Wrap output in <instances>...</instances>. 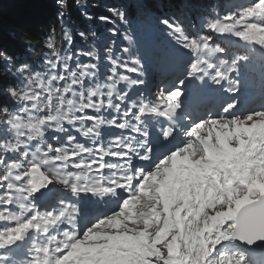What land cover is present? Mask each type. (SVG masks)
<instances>
[{
  "label": "rangeland",
  "instance_id": "374dc122",
  "mask_svg": "<svg viewBox=\"0 0 264 264\" xmlns=\"http://www.w3.org/2000/svg\"><path fill=\"white\" fill-rule=\"evenodd\" d=\"M118 3H121L120 9L124 10L126 0H119ZM258 3L264 4V0H256L255 4L253 0L249 1L240 7L237 13H225L222 18L223 31L215 34L216 37L223 35L228 44L240 42L250 49L258 43L261 49V38H264V14L261 16L255 14L254 9L259 8ZM138 9L139 13L146 16L145 7L140 6ZM189 11L194 14L192 9ZM262 11H264V6ZM256 17L262 20L253 21L252 18ZM163 21H166V24L143 32L141 44L150 48L149 37L144 34L157 35L158 44L163 49L162 52L154 54L153 60L147 53L138 54V46L135 44H128V49L132 48L134 51L132 59L115 60L111 58L112 53L115 49L120 53L126 47L125 38L121 37L118 39L119 42L115 43L114 36L92 35L89 43L79 50L83 53L90 52L93 57L76 58L74 53H71L72 48L68 47L69 54L61 59L51 58L46 72H41L40 69L35 72L33 79L36 83H31V87L34 88L29 90V101L22 104L21 113L10 117L7 122L9 132L0 137L3 141L0 145V170L5 172L13 165L22 166L17 175L21 182L24 180L25 173L33 171L35 166L40 163L46 166L43 159L64 167L63 155L66 153L67 141L81 135L79 132L70 131L76 129V125L82 130H87V133L83 134H89L92 137L98 134L99 139L102 136L103 139H108V135L116 132L115 127L119 122L117 115H140V102L147 99L151 93L154 94L151 98L154 104L157 103L158 92H164L170 97L169 100L177 102L173 94L182 93L184 89H190L194 96L186 105L181 97L179 98L178 102L182 107L180 122L182 130L188 125H190L189 133L193 129H198V133L194 136L205 140L211 154L224 152L222 146L226 148L225 145L228 142L243 144L247 152H253L255 142L247 139V129L251 126L263 129L264 54L250 49H236L235 52L226 55L228 62L223 63L219 59L209 60L206 49L201 50V55L197 53L203 43L216 42L214 35L206 30H197V28L195 31L192 30L191 19L180 21L174 17V20L167 18ZM124 25L122 31L128 38L127 36L131 35L132 31L127 28L126 24ZM88 27L90 28V25ZM67 32L71 36L70 29H67ZM112 33L115 34L114 29ZM256 48L257 46L255 50ZM98 54L105 59L111 58L113 62L97 66L95 56ZM244 54L254 56L256 59L250 61L251 70L243 63H239L240 57ZM203 57L208 62H204ZM216 71L223 72L224 79H219ZM246 73L249 75L247 79L244 77ZM254 75H257L259 79H252ZM210 81L226 84L230 89L249 84L247 86L251 85L258 90L260 99L251 109L243 113H234V110L226 106L217 110L214 106L198 109L195 103L202 97L204 87ZM168 89L170 91H166ZM87 120H89L88 123ZM131 121L135 123V117L132 116ZM60 128H64L65 133L69 131L70 133L66 135ZM56 134L61 137L55 138ZM30 144L31 150L26 153L24 149ZM71 149L69 147V150ZM10 150L13 156L4 160L3 153L6 154ZM74 151L76 156L78 150ZM259 151L264 152V148H260ZM260 158L259 174L252 179L245 180L246 176L239 165V171L234 176V180L237 183L241 182L240 191H243L244 186L249 185L252 190L262 188L264 153L260 154ZM191 161L201 168L200 174L192 176V182L196 184L191 187L195 199L191 211L195 217L190 222H186L187 231L196 236L204 229L209 230L215 221L223 218L230 219L231 206L234 205L237 197L229 185L231 171L219 165L217 169L212 170L214 173H209L207 171L210 165L208 159L194 158ZM13 171L14 169L11 172L12 176ZM58 174L56 167L55 175ZM8 184L13 185L10 179H6V186ZM224 245L219 246L218 249L223 248ZM112 264H134V259L119 256L118 260L112 259ZM142 264H170V262L163 254L157 253L155 257L145 255Z\"/></svg>",
  "mask_w": 264,
  "mask_h": 264
},
{
  "label": "trees",
  "instance_id": "16d2710c",
  "mask_svg": "<svg viewBox=\"0 0 264 264\" xmlns=\"http://www.w3.org/2000/svg\"><path fill=\"white\" fill-rule=\"evenodd\" d=\"M118 1L0 0V137L8 132L10 117L21 113L22 104L29 101V90L34 88L31 83H36L33 79L35 72L39 69L46 72L51 58L61 59L69 54L68 47L72 48L71 53L76 58H90L92 53H83L79 49L89 43L92 35L114 36L115 43L124 37L127 44H136L144 51L141 44L143 32L166 24L163 19L174 20V17L180 21L191 19L197 30H206L216 36L215 32H222L224 14L237 13L252 0H126L124 10L120 9ZM258 4L263 9L264 4ZM140 6L145 7L146 16L139 13ZM252 19L255 22L262 20L258 17ZM124 24L132 31L128 38L122 31ZM67 29H70L71 36ZM144 35L156 45L157 35ZM217 38L221 43L226 42L223 35ZM215 46L210 45L208 51ZM128 47L124 51L126 57L132 54ZM220 55L218 50L211 52V56ZM95 57L102 64V57ZM10 89L16 91L15 96Z\"/></svg>",
  "mask_w": 264,
  "mask_h": 264
},
{
  "label": "snow or ice",
  "instance_id": "6c2138e0",
  "mask_svg": "<svg viewBox=\"0 0 264 264\" xmlns=\"http://www.w3.org/2000/svg\"><path fill=\"white\" fill-rule=\"evenodd\" d=\"M253 3L255 4L256 0H253ZM257 12L258 14H264V11L262 10H257ZM212 27H215V25H213ZM221 31H223V29H221ZM10 91L13 96L16 95V91L14 89H10ZM181 95L182 94L179 92L173 94V96L177 98V102L171 103V105H169L170 97L165 95L164 92H158L156 96L157 106L148 107V105H144L140 108V112L142 114L145 111L150 113H156L160 117L168 116L169 107L173 112L180 107L178 101ZM194 122L195 121H193V123ZM189 127L190 125L184 126L183 130L180 131L176 128L175 124H171L167 128H164L162 126L159 130L160 139L164 142L170 141L177 136V133L179 131L180 139L176 144V147H179L180 144L188 142L186 139H184L186 135H196L198 133V129H193L192 132L189 134ZM13 167H17V165H13ZM37 167H39V165ZM0 175H2V173H0ZM16 179L19 180L20 177H16ZM77 179H80V177H77ZM104 179L109 178L105 177ZM111 183L116 184V181L112 180ZM55 184L56 178L54 176H46L45 179L36 183H33L32 180H28L25 188L15 189V191L17 193H24L26 191L27 194L22 196L23 201L35 200L37 197L47 199L51 196L52 189ZM117 188H123V185L110 187L105 186L103 182L100 181L97 182L94 186H89L87 191L91 194H98L102 197H106L108 195H115ZM13 189L14 186L11 184H8L7 187H0V222H4L0 223V228L3 229V231H0V249L4 251H7L5 245H13L17 241H23L31 230L40 231L44 234H47L49 231L47 227H42L41 224L38 222L40 220H43L45 224L49 222L47 219H45L43 214L37 212L30 216L22 215V213L24 212L31 213L33 206L30 203H19L18 205L14 204L13 199L17 197H14L12 195ZM73 191H76L75 186H73ZM241 204V201L237 202V209L232 210L231 212L233 216L235 215V212L239 210ZM17 207L21 210V212L16 211ZM57 219H59V217H57ZM92 223H94V221H92ZM69 246L71 245L66 244L64 248L57 249V252L63 251ZM37 251L42 252L44 254V264H56V260L53 258V253L49 246L46 245L43 248H38ZM73 254V252H69L68 258H71ZM209 255H211V253ZM0 264H8V260L4 255H0ZM18 264H39V261L35 258H33L32 260H24L23 258H21L18 261ZM60 264H63V262H60ZM208 264H213V262L209 260ZM240 264H264V252L254 254L251 259L247 258L246 256H242Z\"/></svg>",
  "mask_w": 264,
  "mask_h": 264
},
{
  "label": "water",
  "instance_id": "95a60500",
  "mask_svg": "<svg viewBox=\"0 0 264 264\" xmlns=\"http://www.w3.org/2000/svg\"><path fill=\"white\" fill-rule=\"evenodd\" d=\"M36 183V182H35ZM247 209L238 214L239 227L234 237L238 238L240 245L255 249L264 248V194L249 202Z\"/></svg>",
  "mask_w": 264,
  "mask_h": 264
},
{
  "label": "bare ground",
  "instance_id": "6f19581e",
  "mask_svg": "<svg viewBox=\"0 0 264 264\" xmlns=\"http://www.w3.org/2000/svg\"><path fill=\"white\" fill-rule=\"evenodd\" d=\"M123 1V0H122ZM134 1V0H133ZM132 1V2H133ZM130 2V1H129ZM137 2V1H136ZM135 2V3H136ZM183 3V2H182ZM142 4V3H141ZM138 5V4H137ZM182 5V4H181ZM146 6V5H145ZM161 6V5H160ZM155 8V7H154ZM133 9V8H132ZM139 10V9H138ZM163 10V9H162ZM137 12V11H136ZM162 13V12H161ZM164 13H166V12H164ZM139 14V13H138ZM91 24H92V22H91ZM213 25H215V24H213ZM95 26V25H94ZM97 27V26H96ZM218 28V27H217ZM215 32V31H214ZM219 32V31H218ZM218 32H215V34L217 35V33ZM213 33V32H212ZM249 37V36H248ZM225 42V41H224ZM210 56H211V54H210ZM232 63V62H231ZM237 63V62H236ZM239 63H241V62H239ZM238 64V63H237ZM226 65H228V64H226ZM239 65V64H238ZM245 66V65H244ZM243 66V67H244ZM239 67V66H238ZM242 67V68H243ZM227 69V68H226ZM235 69V68H234ZM240 69V68H239ZM210 70V69H209ZM217 72V71H216ZM249 73V72H248ZM252 73V72H251ZM250 74V73H249ZM248 74L246 73V75L244 76L245 77V79H247L248 78ZM253 78L252 79H255V80H257V79H259L258 77H257V75H254V76H252ZM250 79V78H249ZM252 84V83H251ZM247 85H249V84H247ZM246 85V86H247ZM251 86V85H250ZM199 102V99L197 100V103ZM196 103V104H197ZM254 113V112H253ZM116 134H117V132H115ZM112 136H115V134H113ZM118 136V135H117ZM189 140H192V139H189ZM174 151V148L172 149V150H169V151H167L166 153H162L160 156H158L157 158H160V157H162V156H164L165 154H168V153H170V152H173ZM98 156L99 157H101L103 160H105L104 158H105V156H104V154L102 153V152H98ZM99 163V162H98ZM233 167H231V169H232ZM188 170V167L183 163V162H181L180 164H178L175 168H174V172L175 173H184V172H186ZM193 175H196V174H192V175H190L189 177H190V179H192V176ZM248 189H250L251 190V188H250V185L249 186H246L245 187V190H248ZM93 221H97V220H93ZM38 238L39 239H35L34 241H31L30 243H29V246L27 247L26 246V244L25 243H22L21 241H17L15 244H13V245H9L8 246V248L10 249V250H12V254L10 255V258H9V260H13L12 261V263L13 264H18V261L21 259V258H23L24 260H28V259H30V258H37V257H39L40 255H43V257L45 258V256H44V254L43 253H40V252H38L37 251V249H38V247L41 245V243H42V235H38Z\"/></svg>",
  "mask_w": 264,
  "mask_h": 264
},
{
  "label": "clouds",
  "instance_id": "9594fccd",
  "mask_svg": "<svg viewBox=\"0 0 264 264\" xmlns=\"http://www.w3.org/2000/svg\"><path fill=\"white\" fill-rule=\"evenodd\" d=\"M201 264H208V262H206V261H202V263Z\"/></svg>",
  "mask_w": 264,
  "mask_h": 264
}]
</instances>
